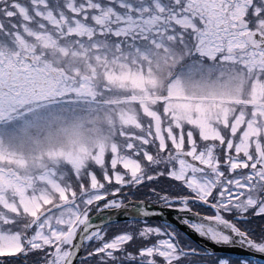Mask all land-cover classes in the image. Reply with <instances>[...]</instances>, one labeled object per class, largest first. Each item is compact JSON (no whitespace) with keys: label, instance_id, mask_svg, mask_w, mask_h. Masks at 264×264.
Wrapping results in <instances>:
<instances>
[{"label":"snow or ice","instance_id":"snow-or-ice-1","mask_svg":"<svg viewBox=\"0 0 264 264\" xmlns=\"http://www.w3.org/2000/svg\"><path fill=\"white\" fill-rule=\"evenodd\" d=\"M0 264H264V0H0Z\"/></svg>","mask_w":264,"mask_h":264},{"label":"water","instance_id":"water-1","mask_svg":"<svg viewBox=\"0 0 264 264\" xmlns=\"http://www.w3.org/2000/svg\"><path fill=\"white\" fill-rule=\"evenodd\" d=\"M170 218V217H169Z\"/></svg>","mask_w":264,"mask_h":264}]
</instances>
